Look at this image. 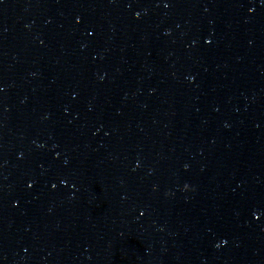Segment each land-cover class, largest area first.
Wrapping results in <instances>:
<instances>
[{"label":"water","instance_id":"obj_1","mask_svg":"<svg viewBox=\"0 0 264 264\" xmlns=\"http://www.w3.org/2000/svg\"><path fill=\"white\" fill-rule=\"evenodd\" d=\"M0 264H264V0H0Z\"/></svg>","mask_w":264,"mask_h":264}]
</instances>
